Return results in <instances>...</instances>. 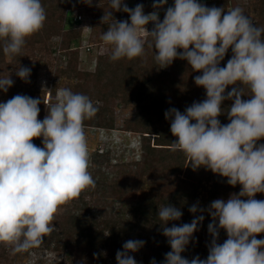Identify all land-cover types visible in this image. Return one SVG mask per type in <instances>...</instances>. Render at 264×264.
I'll return each instance as SVG.
<instances>
[{"label": "clouds", "instance_id": "clouds-1", "mask_svg": "<svg viewBox=\"0 0 264 264\" xmlns=\"http://www.w3.org/2000/svg\"><path fill=\"white\" fill-rule=\"evenodd\" d=\"M83 2L92 6V0ZM167 3L154 0V11L145 14L143 4L129 8L123 0H109L110 10L104 11L100 21L108 26L101 40L111 46L112 61L131 60L144 55L142 34H147L160 68L179 58L202 73L193 79L206 90V99L194 101L183 113L176 108L165 112L176 138L171 150L182 152L193 170L203 167L227 178L230 186L241 185V190L226 201L213 200L207 208L193 204L189 208L192 221L171 227L168 223L179 221L182 211L171 204L159 207L162 235L171 248L161 264H264V239L256 238L264 233V200L254 198L264 193V143H257L264 138V27H258L239 6L225 11L197 0H174L161 21L158 10ZM113 11L127 13L130 20H116ZM45 21L41 0H0L3 54L10 60L19 55L26 39L39 32ZM150 22L154 26L148 31ZM229 49L232 56L221 67ZM15 75L29 82L31 68L18 67ZM13 84L10 75L0 74V90L6 93ZM232 85L240 86L225 95ZM245 87L247 100L242 99ZM225 100L233 101L226 110L221 107ZM41 102L21 94L0 102V244L13 255L40 246L55 230L53 221L60 206L95 187L88 170L84 121L94 117L98 107L85 94L59 88L47 115L39 120ZM225 111L229 123L221 124L218 117ZM39 137L43 147L32 142ZM205 212L211 217L208 255L189 260L181 254ZM221 229L227 239L218 243ZM145 243L124 242L116 252L117 264H137L130 253ZM150 264H157L155 258Z\"/></svg>", "mask_w": 264, "mask_h": 264}, {"label": "trees", "instance_id": "trees-1", "mask_svg": "<svg viewBox=\"0 0 264 264\" xmlns=\"http://www.w3.org/2000/svg\"><path fill=\"white\" fill-rule=\"evenodd\" d=\"M41 2L46 10L44 27L28 37L21 53L12 59L16 67L27 66L31 68L30 77L35 76L38 59L30 62L25 56L26 47L32 42L36 45L43 42L41 31L46 33L51 29L55 35L60 33L66 5L71 8L88 5L83 0H41ZM137 2L141 3V1ZM218 2V0H207L203 4L208 7H218ZM257 2L264 5V0ZM223 7L227 8V4ZM91 9L95 18H101L104 11L110 10L109 0H92ZM262 9L261 12H264V8ZM113 16L118 21L130 20L127 13L120 15L119 11H113ZM48 21L49 24H47ZM68 21L77 26L83 24V20H75L71 16ZM255 24L258 27H264V22L258 21ZM100 26V34L107 31L108 26L106 24H100ZM98 39H101V35ZM80 40L81 34L79 33L69 38V48L72 50L66 69L69 78L76 82L91 76L106 78L104 84L108 87L111 97L117 98L118 93H121L122 102L133 104L136 112L132 118L125 121L124 127L126 130L143 135L144 151L148 155L156 156L160 161L167 173L166 182L153 188L150 194L139 197L132 205V214L128 219H97L93 214H89L88 211L82 209L85 206L81 205V202H85L84 192L87 190H84L78 198L72 200L75 209L69 214L66 222L61 223L56 220L55 230L44 238L40 246L50 247L52 244L55 251L64 252V259L66 258L71 262L77 260L76 263L79 264H114L116 252L122 250L124 242L139 239L146 242L144 247L138 252L130 253V255L136 256L140 260V264H150L153 258L157 264H161L164 254L171 251V248L167 243V238L162 235V222L157 216L159 207L171 204L182 211L183 215L179 221L168 223L167 226L171 227L172 224L179 225L192 221L194 214L189 212V208L193 204L199 202L200 207L207 208L213 200L224 199L226 201L231 194H239L241 190V185L230 186L227 184V178L201 167L202 175L195 182L196 185L192 182L188 194H183L184 180L181 178V173L183 170L189 171L191 167L182 152L171 150V143L176 138L170 132V121L165 119V112L170 108H176L183 113L185 108L194 101L199 102L206 99V90L196 86L193 79L202 73L193 71L186 60L179 58L175 59L170 67L160 68L154 59V52L149 54V51L146 56H151V61H148L146 56H140L141 58L144 57V61L140 63L135 58L131 60L122 58L112 61L110 53L107 56H99L100 64L95 73L82 71L77 68L79 57L77 45ZM144 46L147 47V42ZM178 51H182V49H178ZM231 56L232 52L229 49L220 66H225ZM124 59L127 63L124 62ZM5 62H7V57L0 47V65ZM110 71L112 72L111 76H106ZM91 100L94 101L97 98L93 97ZM231 104L225 105L222 102L221 107L226 110L230 108ZM99 109L95 117L97 123H103L102 121L106 119H102L106 115V108L99 107ZM218 119L221 124L229 123L226 111ZM93 122L94 118L92 117L85 120L84 124L94 125ZM152 137H154L153 144L150 142ZM39 138H34L32 141L37 146ZM242 199H246V197ZM199 214L198 212L196 215ZM203 214L205 219L199 226V230L193 234L192 241H190L186 251L181 254L189 260L197 255L201 259H206L208 255L207 246L212 237L208 233L207 227L211 222V217L207 212ZM224 237H227V234L221 229L218 243H222ZM40 246L33 249H40ZM94 253L96 254L95 258ZM87 261L89 262L86 263Z\"/></svg>", "mask_w": 264, "mask_h": 264}, {"label": "rangeland", "instance_id": "rangeland-1", "mask_svg": "<svg viewBox=\"0 0 264 264\" xmlns=\"http://www.w3.org/2000/svg\"><path fill=\"white\" fill-rule=\"evenodd\" d=\"M137 1H141L140 4L144 5L145 14L154 11L152 7L154 0H123V3L127 4L129 8H134L139 4ZM206 1L197 0L198 3L202 4ZM218 1V7H223L227 4V8L223 7L225 11L239 6L254 23L258 21L260 23L264 22V12H261L264 5L257 2L258 0ZM173 5L174 0H168V3L158 10L161 21L164 18L163 13L168 7ZM68 6L66 5V10L62 17V29L59 34H53L51 29L46 33L41 31L43 33V42L39 45L32 42L26 47V58L30 62L38 59L35 76L29 77V82H25L15 75L18 67L14 65L12 59L7 58V62L0 65V74L4 76L10 75V78L14 81L13 86L6 93L0 90V102H6L17 94L41 99L38 119L43 120L47 115V106L55 102L56 90L59 88L66 87L75 93L85 94L90 99L93 97L97 98V100L92 101L98 107V111L100 110L99 107L106 108V115L102 117V119H106L102 121L103 123H97L98 121L94 116V122L92 123L94 125L84 124L90 154L88 170L95 180V187H90L86 189L87 192H84L85 202H81V205L85 207L82 209L88 211L89 214H93L97 219H128L132 214V205L137 199L144 194H150L153 188L165 184L167 173L156 156L148 155L144 151L143 135L126 130L124 127L125 121L128 118H132L136 112L133 104L122 102L121 93H118L117 98L111 97L108 87L104 84L106 78L91 76L76 82L72 81L66 73L69 65V56L72 52L71 48H69V38L72 35L81 34V40L77 45L79 51L77 68L79 70L95 73L100 64L98 61L99 56H107L111 53V46L105 45L101 39H98L101 35L99 33L101 18L93 16L92 6L86 5L75 8ZM119 12L120 15L124 14L123 11ZM70 16L74 17L75 20L76 18L77 20H83V24L77 26L70 23L68 21ZM47 24H49V21ZM153 26L150 22L146 25V29L151 31ZM86 27H91L95 31L93 29L89 31ZM142 36L145 39V44L147 42V47L144 46V52L145 50L146 52L143 55L146 56L148 51L151 54L155 49L149 46L151 37L147 36V34H142ZM146 57L148 61H151V56L148 55ZM143 58L140 57L138 59L136 57L135 59L140 63L144 61ZM124 62L127 63L126 59H124ZM133 64L136 65L135 63ZM167 67H170V65ZM111 73L110 71L106 76H111ZM238 86L240 85L229 86L225 91V95L232 87ZM245 94L242 99H249L247 88H245ZM230 103H233V101L225 100L223 102L225 105ZM153 138L150 140L152 144ZM42 140L43 137H40L38 147H43ZM257 143H264V138ZM201 172V168L196 170L191 168L187 172L185 170L182 171L181 178L184 180V195L188 194L189 188L192 187V182L196 185L195 182L202 175ZM254 198L264 200V193H257ZM74 209L75 204L72 200L60 206L55 214L53 224H55L56 220L61 223L66 222L69 214ZM256 238L264 239V233L257 234ZM226 239L227 237H224L222 243ZM52 246V244L50 247L40 246V249L34 250L32 248L26 252L13 255L8 246L0 244V264H79L76 263L77 260L71 262L66 258L64 259V252L55 251ZM132 256L137 261V264H140V260L136 256ZM114 264H117V262Z\"/></svg>", "mask_w": 264, "mask_h": 264}, {"label": "built area", "instance_id": "built-area-1", "mask_svg": "<svg viewBox=\"0 0 264 264\" xmlns=\"http://www.w3.org/2000/svg\"><path fill=\"white\" fill-rule=\"evenodd\" d=\"M79 18H80V16H79ZM77 19V18H76Z\"/></svg>", "mask_w": 264, "mask_h": 264}]
</instances>
